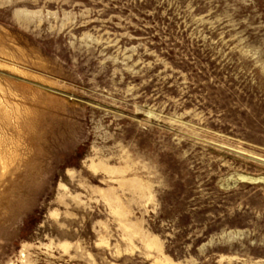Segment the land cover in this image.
Segmentation results:
<instances>
[{"label": "rangeland", "instance_id": "374dc122", "mask_svg": "<svg viewBox=\"0 0 264 264\" xmlns=\"http://www.w3.org/2000/svg\"><path fill=\"white\" fill-rule=\"evenodd\" d=\"M0 264H264V0H0Z\"/></svg>", "mask_w": 264, "mask_h": 264}]
</instances>
